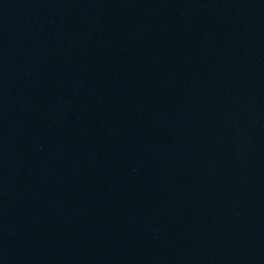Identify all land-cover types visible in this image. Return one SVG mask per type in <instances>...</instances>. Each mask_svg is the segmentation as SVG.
<instances>
[{"label":"water","instance_id":"obj_1","mask_svg":"<svg viewBox=\"0 0 264 264\" xmlns=\"http://www.w3.org/2000/svg\"><path fill=\"white\" fill-rule=\"evenodd\" d=\"M0 264H264V0H0Z\"/></svg>","mask_w":264,"mask_h":264}]
</instances>
